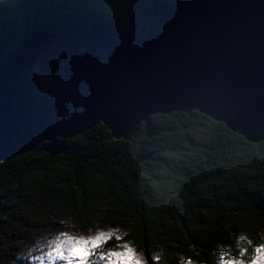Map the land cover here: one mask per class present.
Listing matches in <instances>:
<instances>
[{
  "label": "trees",
  "instance_id": "trees-1",
  "mask_svg": "<svg viewBox=\"0 0 264 264\" xmlns=\"http://www.w3.org/2000/svg\"><path fill=\"white\" fill-rule=\"evenodd\" d=\"M153 3L230 9L246 32L264 24V0H0V60L38 31ZM137 129L130 140L115 139L99 124L55 158L43 144L0 163V247L5 235L27 231L24 215L58 211L85 230L103 210L100 226L122 230L103 250L127 243L146 264H250L264 245V141L249 143L198 111L155 115Z\"/></svg>",
  "mask_w": 264,
  "mask_h": 264
},
{
  "label": "water",
  "instance_id": "water-1",
  "mask_svg": "<svg viewBox=\"0 0 264 264\" xmlns=\"http://www.w3.org/2000/svg\"><path fill=\"white\" fill-rule=\"evenodd\" d=\"M245 28L230 9L153 3L38 31L0 60V163L43 144L55 158L99 124L130 140L177 112L264 141V24Z\"/></svg>",
  "mask_w": 264,
  "mask_h": 264
},
{
  "label": "rangeland",
  "instance_id": "rangeland-1",
  "mask_svg": "<svg viewBox=\"0 0 264 264\" xmlns=\"http://www.w3.org/2000/svg\"><path fill=\"white\" fill-rule=\"evenodd\" d=\"M102 212L103 210H100L91 216V225L85 230H81L73 218L58 211L54 215L52 214L51 217L46 218L37 217L33 219L29 215H24L23 220H26L28 224L27 231L16 230L14 231V234H17L16 238H13V235L9 233L1 239H6L7 241L5 240L4 245L0 247V256L3 257V259L0 258V264H67L66 261L51 259L48 256V253L52 249L53 241L57 238L62 239L64 236L92 238L101 233H111V237H120L122 235L120 227L100 226V220L103 217ZM1 227L2 224H0V229ZM0 235L2 234L0 233ZM12 239H16L15 242L17 244L15 248L17 252L13 251L14 253L11 255L12 250H10L8 243ZM106 243H103L100 248L94 250L96 255L90 257V260H96L98 264H107L106 260H98L99 255H107L109 252L120 250L119 246L123 245L119 244L116 249L103 250ZM141 262L142 264H146L143 260Z\"/></svg>",
  "mask_w": 264,
  "mask_h": 264
},
{
  "label": "snow or ice",
  "instance_id": "snow-or-ice-1",
  "mask_svg": "<svg viewBox=\"0 0 264 264\" xmlns=\"http://www.w3.org/2000/svg\"><path fill=\"white\" fill-rule=\"evenodd\" d=\"M111 233H101L92 238H75L64 236L62 239L57 238L53 241L51 251L48 253L49 258L66 261L67 264H98L96 260H90V257L96 255V249L100 248L111 238ZM120 239V237H117ZM120 250L112 251L107 255H99V261H107V264H142L141 259L135 253L129 244L124 243L119 246ZM250 264H264V245L255 247ZM239 255L243 257L245 251L241 250ZM224 260V256H221ZM228 264H245L243 260H230Z\"/></svg>",
  "mask_w": 264,
  "mask_h": 264
},
{
  "label": "bare ground",
  "instance_id": "bare-ground-1",
  "mask_svg": "<svg viewBox=\"0 0 264 264\" xmlns=\"http://www.w3.org/2000/svg\"><path fill=\"white\" fill-rule=\"evenodd\" d=\"M52 159V158H51Z\"/></svg>",
  "mask_w": 264,
  "mask_h": 264
}]
</instances>
